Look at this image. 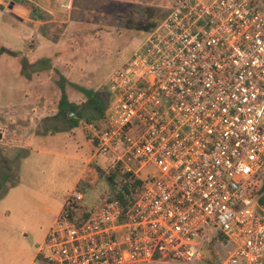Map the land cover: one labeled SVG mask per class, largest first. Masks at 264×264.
<instances>
[{
    "label": "built area",
    "instance_id": "2783aa9c",
    "mask_svg": "<svg viewBox=\"0 0 264 264\" xmlns=\"http://www.w3.org/2000/svg\"><path fill=\"white\" fill-rule=\"evenodd\" d=\"M110 91L85 128L135 196L63 209L31 264H264V0H173Z\"/></svg>",
    "mask_w": 264,
    "mask_h": 264
},
{
    "label": "rangeland",
    "instance_id": "374dc122",
    "mask_svg": "<svg viewBox=\"0 0 264 264\" xmlns=\"http://www.w3.org/2000/svg\"><path fill=\"white\" fill-rule=\"evenodd\" d=\"M7 1L29 8L33 18L46 9L61 11L58 0L57 11L55 0ZM172 1L149 4L155 3L160 17ZM83 2L89 3L79 0L74 7V2L69 23L59 29L64 35L59 42L46 39L28 16H16L6 5L5 10L0 8V264L30 263L80 177L84 176L78 187L84 194L83 206L96 207L112 193L105 174L107 156L100 152L88 164L97 147L59 115V103L81 94L85 112L97 113L90 98L99 97L106 112L114 98L112 75L146 37V31L126 27V18L139 21L148 4L105 0L89 8L81 6ZM90 10H97L100 18L112 15L116 22L102 27L98 20H86L82 13ZM101 11L106 14L101 16ZM31 43H43L37 56L47 51V57L32 61ZM142 174L156 176L158 170L149 164Z\"/></svg>",
    "mask_w": 264,
    "mask_h": 264
},
{
    "label": "trees",
    "instance_id": "16d2710c",
    "mask_svg": "<svg viewBox=\"0 0 264 264\" xmlns=\"http://www.w3.org/2000/svg\"><path fill=\"white\" fill-rule=\"evenodd\" d=\"M134 1L136 3H141L140 5L143 7H144V5L148 4L147 7H144V9H146V15H144V17L142 16V18L136 22L133 21L131 17H127L126 18V24H125L126 27L135 28L137 30L149 31L153 27L158 25L166 15V11H165L163 15L158 17V8L153 6L155 3H152L151 5L149 4V1H151V0H134ZM172 2H170L169 4H171ZM75 3H77V2L75 1ZM85 4H86V6H88L90 8V6L93 4V2H89V3H85ZM0 8L3 10V9H5V6L0 3ZM87 11H89V9ZM90 13L96 14V16H97V10H90ZM123 17H125V16H123ZM101 19H100V21H102L103 23L106 21L109 23L110 22H114V23L116 22L115 17L112 15H109V14L105 15ZM1 51L2 50H0V52ZM90 103H91L90 105L93 106V108L99 113L100 117H104L105 110H104L102 99L99 97H97V98L91 97ZM72 111H74L76 113V117L70 116V113ZM59 115H61V117L65 121L69 122L70 126H72V127L79 126L81 119H83L84 117L88 121H91V122H93L96 119L94 116H85L81 105L78 103H75V102H71L67 98L62 99L61 102L59 103ZM124 176H128V175H124ZM106 178H108V181L111 184V188H112V193L108 194V196L111 198L120 199L123 204H126L129 200L125 198V193H123L122 191H120L119 189H117L115 187L117 181H120L122 188L131 196V198H133L135 196L134 190H133L134 186L140 182V180H138V179L134 180V184H133L134 186L130 187L124 181L123 175L120 174V169H118L116 171H112L111 174ZM263 178H264V173H263ZM0 189H1V184H0ZM260 189L264 190V179H263V184L261 185ZM94 208H95L94 206L92 208H87V206L86 207L83 206L80 203V201L79 202L74 201V200H71L70 198L64 206V209L70 211L71 217H73V218L76 217V219L78 217L79 220H84V219L88 218L91 215ZM216 240L217 239H215L209 245V249H210L212 255H211V257H208L206 259V261H208V262H214V260L217 259L218 255L216 254L215 250L212 247V245L215 243Z\"/></svg>",
    "mask_w": 264,
    "mask_h": 264
},
{
    "label": "crops",
    "instance_id": "0c3cea01",
    "mask_svg": "<svg viewBox=\"0 0 264 264\" xmlns=\"http://www.w3.org/2000/svg\"><path fill=\"white\" fill-rule=\"evenodd\" d=\"M78 2L79 0H74V2ZM89 2H93V4H96V5H103V1H105V0H88ZM119 1H129V0H119ZM86 2H83L82 3V5L81 6H86V4H85ZM76 5H77V3H75ZM76 5H75V7H76ZM57 8H58V5H57V0H55V10L57 11ZM5 10V9H4ZM85 10L87 11L88 9H87V7L85 8ZM86 11H84L82 14L84 15V18L86 19V20H90V21H94L95 22V20H98L99 21V24H101L102 25V27L103 26H106V24H113L114 22H110V23H103L102 21H100L99 19H101L100 17H98V16H96V14H93V13H88V12H86ZM58 14V13H53V11H51V10H49V9H46V11H45V13H44V15H42V16H40V17H37V18H33L31 15H30V9H29V13H28V19H30V21H34V25H35V27L41 32V34L46 38V39H48V40H51V41H53V42H59L60 40H61V37L62 36H64L63 35V32H61L59 29H61V28H64V27H61V25H63L62 23H64V25L65 24H68L69 23V19L70 18H67L66 20H62V18H63V16L59 13L58 15L59 16H56V15ZM104 14H106V13H104V11H101V16H103ZM72 15V14H71ZM83 17V16H82ZM84 20V19H83ZM62 21H64V22H62ZM94 22H90L91 24H93ZM96 23V22H95ZM94 25V24H93ZM95 25H98V24H95ZM75 26H77V25H75ZM42 30V31H41ZM66 30L67 31H69L68 30V25H67V28H66ZM74 31V29L73 28H70V33H72ZM31 42L32 43H34V40H31ZM31 43V47H32V51H33V57H32V61H35V60H37V59H39V58H41V57H43V56H46L47 57V54H49L47 51H44L43 53H41L40 54V56L38 57L37 56V52L38 51H40V47H42L43 46V43H41V44H39V43H37V44H32ZM43 49V48H42ZM48 50V49H47ZM51 54V53H50ZM27 56V55H26ZM25 56V57H26ZM28 57V56H27ZM29 57H31V54L29 55ZM56 58H57V56H56ZM32 63V62H31ZM73 99V101H71V100H69V101H71V102H75V103H78V104H80L81 105V107H82V110H83V112H84V115L85 116H94L96 119L93 121V122H91V121H88L85 117L83 118V119H81V121H80V124H79V126L78 127H76V128H80L82 131H83V133L86 135V137L87 138H91L92 139V141H93V143L96 145L97 144V141L90 135V133H88V131L86 130V128H85V125H86V123H100L101 121H102V118L103 117H99L98 115H99V113L97 114V113H94V111L93 112H85L86 110H84V103H85V97H83L81 94H79V95H73V97H72ZM91 107V109H93V110H95L92 106H90ZM99 157V156H98ZM97 156H96V151L94 152H92V154H91V156L89 157V159H88V164L92 161V159L94 158L95 160L98 158ZM84 177V176H83ZM83 177L81 178H79L78 179V181H77V183H76V186H75V189H78V187H79V184L81 185V181L83 180ZM74 189V190H75ZM73 190V191H74ZM72 191V192H73ZM71 195V194H70ZM65 206V205H64ZM63 209H64V207L57 213L58 215H57V217L60 215V213L63 211ZM52 226V225H51ZM47 235V234H46ZM44 241V240H43ZM36 253H37V249L36 250H34L33 252H32V254H31V257H30V263L29 264H31V261L33 260V258L35 257V255H36Z\"/></svg>",
    "mask_w": 264,
    "mask_h": 264
},
{
    "label": "water",
    "instance_id": "95a60500",
    "mask_svg": "<svg viewBox=\"0 0 264 264\" xmlns=\"http://www.w3.org/2000/svg\"><path fill=\"white\" fill-rule=\"evenodd\" d=\"M8 9L16 16H18L19 14H22L23 16H27L29 13V8L16 4L15 2H11Z\"/></svg>",
    "mask_w": 264,
    "mask_h": 264
}]
</instances>
